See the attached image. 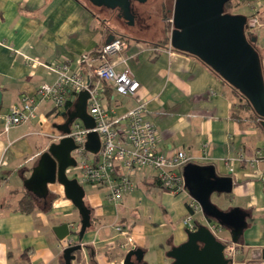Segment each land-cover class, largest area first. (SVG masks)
I'll return each instance as SVG.
<instances>
[{
  "label": "crops",
  "instance_id": "1",
  "mask_svg": "<svg viewBox=\"0 0 264 264\" xmlns=\"http://www.w3.org/2000/svg\"><path fill=\"white\" fill-rule=\"evenodd\" d=\"M95 7L86 0H0V158L6 160L0 181L17 172L23 179L29 177L51 144L47 134L61 132L54 123L65 121V111L55 110L49 102H42L29 122L8 132L3 129V116L12 105L20 103L23 95L36 96L40 85L56 80L58 73L44 64L68 62L71 70L97 79L95 58L115 31L101 20L100 7ZM243 8L248 17L258 13L264 20V0H237L231 13H243L238 11ZM140 39L128 35L125 48L109 57L115 69L131 68L141 82L139 91L134 96L118 94L102 81V102L115 117L146 101L148 116L158 130L159 152L185 150L190 162L212 164L219 175L232 176V192L212 196L222 199L224 210L237 207L246 215L247 227L236 243V260L241 261L252 250L264 248V128L243 107L238 89L207 63L174 47L170 52L166 35L158 42ZM25 56L41 64L33 66ZM34 134L45 138L35 142ZM253 157L257 158L254 167L248 163ZM133 180L134 189L118 204L108 200V188L92 183H86L88 189L83 186L92 226L72 264H124L132 249L143 252L149 264L173 261L168 252L188 239L183 219L193 197L186 188L179 192L164 189L152 168L139 169ZM49 188L46 199L34 197L47 203L55 193L52 208L31 212L20 207L29 192L24 184L10 187L6 183L0 189V264H66V241L58 238L54 227L69 222L77 235L81 216L63 184L50 183ZM202 215L206 216L204 212L196 215L198 220ZM119 225L127 228L128 235L117 230ZM223 236L232 240L225 227Z\"/></svg>",
  "mask_w": 264,
  "mask_h": 264
},
{
  "label": "water",
  "instance_id": "2",
  "mask_svg": "<svg viewBox=\"0 0 264 264\" xmlns=\"http://www.w3.org/2000/svg\"><path fill=\"white\" fill-rule=\"evenodd\" d=\"M95 6L119 7L128 24H134L135 11L133 1L147 0H88ZM228 0H175L172 11L173 28L170 35L171 45L180 51L193 54L211 66L233 87L238 89L251 103L255 112L264 118V70L260 51L254 46L256 36L248 38L245 32L248 16L243 13L226 11ZM112 34L107 42L112 41ZM72 109L63 112L65 121L55 122L54 127L64 133L71 131L74 119L79 118L87 128L96 125L95 118L88 111L90 93L79 92ZM2 91H0V106ZM264 128V119L261 120ZM86 148L97 153L101 147L100 135L90 131ZM76 143L72 137H64L59 142L51 143L37 159L29 177L24 179V186L39 199H46L50 194V183H61L66 195L78 208L81 216V228L74 245L65 248L66 264L76 259V251H82L83 237L92 226L91 208L85 204V189L77 178L68 175V169L76 165L72 155ZM185 188L202 206L208 218L216 220L229 230L232 241L238 243L247 227L246 215L237 207L230 210L220 208L212 200L213 193H230L233 190V178L221 176L215 165L188 162L183 166ZM58 238L65 239L74 233L69 222L54 227ZM188 239L173 247L168 256L173 258L169 264H232L233 260L224 253L225 243L205 225L198 224L195 230L187 228ZM135 256V259H133ZM124 264H149L143 260V252L130 250ZM235 264H264V248L251 251Z\"/></svg>",
  "mask_w": 264,
  "mask_h": 264
},
{
  "label": "built area",
  "instance_id": "3",
  "mask_svg": "<svg viewBox=\"0 0 264 264\" xmlns=\"http://www.w3.org/2000/svg\"><path fill=\"white\" fill-rule=\"evenodd\" d=\"M264 29V21L258 13L251 14L246 23L245 32L249 39L256 36L254 46L259 50L264 48V38L260 35ZM126 41L120 37L107 42L101 48L95 58L98 61L94 71L97 79L92 80L83 71H73L68 62L59 64H44L49 69L58 73L53 83H43L39 86L36 96L23 95L21 102L12 105L10 110L3 116V129L8 132L12 127L29 122L39 113L42 102H49L55 110H62L69 99L76 100L78 94L83 90L90 93L88 99V111L95 118L96 125L87 128L79 118L74 119L69 133L53 132L47 136L51 142H57L64 137H72L76 148L73 155L76 159L75 178L81 183H92L108 188L107 198L118 204L125 194L135 187L133 174L141 168H152L161 186L172 192L185 189V179L180 170L191 161V157L185 150L176 153L164 154L159 152L158 130L148 116L147 102H139L122 115L112 117L113 110L103 104L101 98V82H108L115 92L122 95L134 96L141 87L140 80L135 76L131 68L117 70L109 57L124 49ZM173 46L170 44L169 51ZM260 51V50H259ZM25 58L33 66L41 64L36 59ZM264 67V57H263ZM263 117H258L261 122ZM90 131H97L101 139V147L97 153L86 148L87 136ZM6 150H4L3 155ZM257 158L253 157L248 163L254 167ZM6 163L4 157L0 158V168ZM189 213L183 219L186 228L195 230L198 224H205L216 237L225 243L224 253L227 258L232 259V264L237 262V244L231 239L223 236L224 227L217 221L209 220L205 215L198 220L196 215L203 213L200 203L191 198L189 201ZM73 224H70L72 229ZM117 230L128 235L124 226H117ZM77 235H69L65 238V247L74 245ZM83 244V243H82Z\"/></svg>",
  "mask_w": 264,
  "mask_h": 264
},
{
  "label": "rangeland",
  "instance_id": "4",
  "mask_svg": "<svg viewBox=\"0 0 264 264\" xmlns=\"http://www.w3.org/2000/svg\"><path fill=\"white\" fill-rule=\"evenodd\" d=\"M86 1L90 6H92L93 8L95 7V5L92 4L90 1L88 0ZM174 1L175 0H147L146 2L134 1L133 2V8L135 11L134 24L127 25L126 22L118 18V12H116L115 10H109L105 8H100L101 10L100 18L101 20L104 19L108 25L113 27L115 31V33L113 34L115 35V38L120 37L125 40V37L131 35L137 38H141L140 40H143V42L146 41L158 42L159 40H162L165 37V35L167 37H170L171 35V31L173 28L172 11L174 7ZM238 11H242L246 15H248L249 13L248 10L244 8L238 9ZM261 20L264 21L262 18ZM261 33H264V29L262 30ZM262 38H264V36L261 34L260 39ZM259 50L261 52L262 57H264V48H261ZM32 137L35 142L36 139L38 140L41 138L42 140L43 138H45L43 135H38V134H34L32 135ZM73 155L75 154L73 153ZM75 173H76V168L74 166L68 169V175L71 178L75 177ZM6 183L7 186L9 185L10 187L11 186L20 187L24 184V179L21 178V173L17 172L15 175L9 177L8 180L0 181V189H2V187L6 185ZM82 184L86 189L89 188L86 185V183H82ZM56 196L57 195L55 193H51L49 201L55 199ZM212 200L220 208L224 207L222 206L224 204L222 199L220 200L215 194L212 196ZM226 231L228 232L229 230L226 228Z\"/></svg>",
  "mask_w": 264,
  "mask_h": 264
},
{
  "label": "trees",
  "instance_id": "5",
  "mask_svg": "<svg viewBox=\"0 0 264 264\" xmlns=\"http://www.w3.org/2000/svg\"><path fill=\"white\" fill-rule=\"evenodd\" d=\"M236 2H237V0H228V2L225 4L226 11L233 12ZM99 52L100 51H98V54H99ZM237 91L240 94V96H241V98H242V100L244 102L243 103V107L246 108L248 111H251V113H253L258 118L259 115L255 112V110H254L253 106L251 105V103L245 98V96L239 90H237ZM74 103H75L74 100L69 99L67 101L65 107L62 110H64L66 112V111L72 109V107L74 106ZM20 207H21L22 210L27 211V212H31V211L37 210V209L50 210L52 208V201L48 200L47 203H43L42 201L39 202L38 199H36L34 197V195H32L31 193L28 192L21 199ZM74 254H76V257H77V255L80 254V251H76V252H74Z\"/></svg>",
  "mask_w": 264,
  "mask_h": 264
},
{
  "label": "flooded vegetation",
  "instance_id": "6",
  "mask_svg": "<svg viewBox=\"0 0 264 264\" xmlns=\"http://www.w3.org/2000/svg\"><path fill=\"white\" fill-rule=\"evenodd\" d=\"M134 2V1H133ZM97 7H100V8H105V9H109V10H115L116 12H118V18L120 20H123L124 22H126V24L128 25L126 19H124V17L122 16V11L120 10L119 7H115V8H112V7H105V6H97Z\"/></svg>",
  "mask_w": 264,
  "mask_h": 264
}]
</instances>
